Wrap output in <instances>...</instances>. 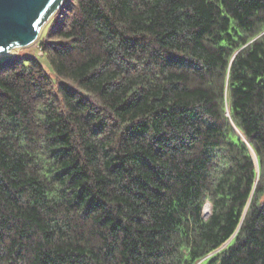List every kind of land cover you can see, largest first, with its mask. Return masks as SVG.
<instances>
[{"label": "trees", "instance_id": "trees-1", "mask_svg": "<svg viewBox=\"0 0 264 264\" xmlns=\"http://www.w3.org/2000/svg\"><path fill=\"white\" fill-rule=\"evenodd\" d=\"M44 27L51 72L0 62V264H264V0H63Z\"/></svg>", "mask_w": 264, "mask_h": 264}, {"label": "water", "instance_id": "water-1", "mask_svg": "<svg viewBox=\"0 0 264 264\" xmlns=\"http://www.w3.org/2000/svg\"><path fill=\"white\" fill-rule=\"evenodd\" d=\"M62 2L63 0H0V55L36 43L44 25ZM253 156L256 159L254 153ZM211 211L212 204L206 201L203 215L206 217Z\"/></svg>", "mask_w": 264, "mask_h": 264}, {"label": "rangeland", "instance_id": "rangeland-1", "mask_svg": "<svg viewBox=\"0 0 264 264\" xmlns=\"http://www.w3.org/2000/svg\"><path fill=\"white\" fill-rule=\"evenodd\" d=\"M46 30H47V28L43 27V29H42V31L40 33L41 37L45 36ZM35 44L36 43H34L32 45H29V46H26V47H23V48L16 49L15 51H12V52H9V53H5L3 55H0V62L2 60H4V59L8 58L11 54L16 53V52L24 49L23 55H26V56H28V55H38L40 57V59L42 60L45 68L47 69V71L51 72V67H50L48 61L46 60V58L44 56L41 55V52L37 49L38 47Z\"/></svg>", "mask_w": 264, "mask_h": 264}]
</instances>
